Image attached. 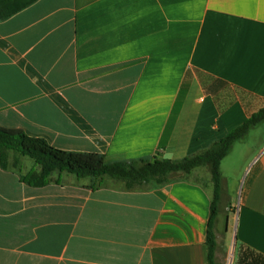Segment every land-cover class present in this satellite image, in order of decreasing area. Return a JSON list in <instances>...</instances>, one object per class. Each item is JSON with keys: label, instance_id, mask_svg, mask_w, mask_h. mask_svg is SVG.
I'll return each mask as SVG.
<instances>
[{"label": "crops", "instance_id": "0c3cea01", "mask_svg": "<svg viewBox=\"0 0 264 264\" xmlns=\"http://www.w3.org/2000/svg\"><path fill=\"white\" fill-rule=\"evenodd\" d=\"M262 109L264 0H37L0 21V127L62 150L181 160ZM21 160L0 166V264H209V167L137 189L65 172L34 187ZM221 173L216 262L229 243L231 264L240 244L264 255V120Z\"/></svg>", "mask_w": 264, "mask_h": 264}, {"label": "trees", "instance_id": "16d2710c", "mask_svg": "<svg viewBox=\"0 0 264 264\" xmlns=\"http://www.w3.org/2000/svg\"><path fill=\"white\" fill-rule=\"evenodd\" d=\"M37 0H0V21L22 11ZM264 120V109L253 115L242 126L229 132L207 150L181 160L159 159L155 161L109 162L97 153H75L51 145L45 138L30 136L22 129L0 127V166L7 169L9 153L34 161L36 169L23 181L34 187H43L51 181L55 172H65L83 178L109 177L125 184L127 189H137L147 184L164 185L176 177L190 175L201 167H209L214 189L211 217L207 231L208 262H216L218 247L216 221L220 213L222 194V161L228 156L233 145L247 135L250 128ZM20 165L14 166L19 169ZM235 264H264V255L240 244L237 246Z\"/></svg>", "mask_w": 264, "mask_h": 264}, {"label": "rangeland", "instance_id": "374dc122", "mask_svg": "<svg viewBox=\"0 0 264 264\" xmlns=\"http://www.w3.org/2000/svg\"><path fill=\"white\" fill-rule=\"evenodd\" d=\"M9 165L10 166H16V165H20L21 166V159H22V157H20L18 154H16L15 153V155H14V162H12L11 163V156L9 155ZM15 169V168H14ZM143 186H145V185H143ZM142 186V187H143ZM233 192L231 191L230 193H229V196H230V198H231V200H232V197H233ZM223 217H224V212L222 213V215L220 216V218L221 219H223ZM230 245V243L227 245V247H226V255H225V259H227V264H231V261L233 260L232 258V255H233V253H234V248H233V246H229Z\"/></svg>", "mask_w": 264, "mask_h": 264}, {"label": "water", "instance_id": "95a60500", "mask_svg": "<svg viewBox=\"0 0 264 264\" xmlns=\"http://www.w3.org/2000/svg\"><path fill=\"white\" fill-rule=\"evenodd\" d=\"M155 161V159L153 160V162Z\"/></svg>", "mask_w": 264, "mask_h": 264}]
</instances>
